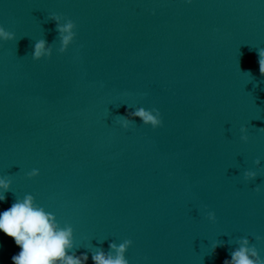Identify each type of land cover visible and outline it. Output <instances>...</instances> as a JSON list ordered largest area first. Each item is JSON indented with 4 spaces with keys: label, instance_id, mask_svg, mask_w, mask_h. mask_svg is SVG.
I'll return each mask as SVG.
<instances>
[{
    "label": "water",
    "instance_id": "95a60500",
    "mask_svg": "<svg viewBox=\"0 0 264 264\" xmlns=\"http://www.w3.org/2000/svg\"><path fill=\"white\" fill-rule=\"evenodd\" d=\"M52 13L76 25L63 52ZM0 25L15 34L0 40V209L31 194L86 264L127 239V264H223L241 246L264 264V0H0ZM39 39L51 55L34 59ZM154 107L158 128L129 116ZM18 251L0 232V264Z\"/></svg>",
    "mask_w": 264,
    "mask_h": 264
},
{
    "label": "clouds",
    "instance_id": "9594fccd",
    "mask_svg": "<svg viewBox=\"0 0 264 264\" xmlns=\"http://www.w3.org/2000/svg\"><path fill=\"white\" fill-rule=\"evenodd\" d=\"M49 18L56 22L57 31L61 34L62 47L60 51L63 52L69 40L76 35L73 31L76 25L71 19L62 24L63 16L60 14L52 13ZM14 38L13 32L0 25V40ZM42 53L46 57L51 55L50 45L45 39H39L34 44L32 56L34 59L39 58ZM257 63L259 72L264 75V48L259 49ZM245 72L250 73V71ZM152 111L155 112V115L149 114L143 108L133 109L129 116H140L153 128H158L163 124L161 113L155 107ZM120 121L125 128H128L130 123H134L123 115H120ZM241 131L246 132L247 129L242 128ZM241 138L245 141L248 139L247 135H243ZM27 175L35 177L39 175V170L34 168ZM245 175L254 177L255 172L247 171ZM10 185L11 181L8 178L0 176V202L6 201V193L10 190ZM256 190L259 191V187ZM207 215L208 218L215 219L214 212L209 211ZM0 232L11 237L14 244L19 247V251L10 256L12 264H86L88 259L87 253H82L76 258L66 255V250L73 247V227L70 224L61 227L55 219L54 213L38 204L31 194H26L22 199L17 198L8 207L0 209ZM247 243L245 239L243 244ZM131 244L132 240L130 239L120 245L110 243L111 248L117 249V255L114 258L111 256L105 258L103 252H97L92 255L91 259L95 264H127L123 252ZM249 251L251 255H256L255 250L241 246L234 250L231 253V259L226 258L223 264H253L246 254ZM256 264H260V261H256Z\"/></svg>",
    "mask_w": 264,
    "mask_h": 264
}]
</instances>
